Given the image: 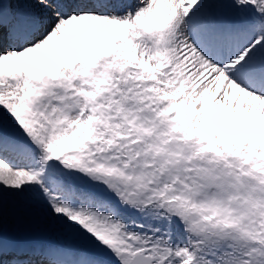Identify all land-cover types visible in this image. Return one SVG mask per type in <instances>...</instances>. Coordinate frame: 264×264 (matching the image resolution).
<instances>
[{
    "label": "snow or ice",
    "instance_id": "1",
    "mask_svg": "<svg viewBox=\"0 0 264 264\" xmlns=\"http://www.w3.org/2000/svg\"><path fill=\"white\" fill-rule=\"evenodd\" d=\"M0 264H264V0H0Z\"/></svg>",
    "mask_w": 264,
    "mask_h": 264
}]
</instances>
